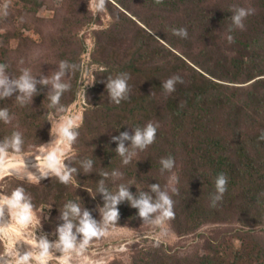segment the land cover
<instances>
[{
    "label": "rangeland",
    "instance_id": "obj_1",
    "mask_svg": "<svg viewBox=\"0 0 264 264\" xmlns=\"http://www.w3.org/2000/svg\"><path fill=\"white\" fill-rule=\"evenodd\" d=\"M91 2L92 0H0V52L4 45H8L5 40L9 39L11 46L6 47L9 53L6 58L10 62L4 70L9 84L19 79L23 69H28L29 76L35 80V91L31 97L26 94L25 97L32 99L33 103L46 98L48 100L46 107L52 110L54 106L49 100L56 89L51 78L61 71L60 62L67 61L76 67L66 68L61 82L69 85L63 94L65 96L66 93V98L72 100L66 111L59 114H51L50 111L47 118L57 120L61 116L80 118L79 126L74 129L78 135L65 149L63 160L66 165L65 170L75 169V171L71 173L72 179L67 183L65 190L67 197L64 198V203L40 191L41 188L48 189L50 185H55L59 177L51 170H48V175L41 176L38 169L33 166L35 155L42 154L41 149L49 150L48 148L58 139L59 134L51 132L52 121L46 143L36 147L24 146L19 153L8 151L7 158L3 164H0L2 165L0 172L3 171L6 175L0 181V195L8 194L14 188L23 186L31 197L37 219V223L30 224L26 228L15 225L14 222L12 227L17 228L21 237H26L28 240L40 235L50 244H54L59 240L58 227L66 222L62 218L64 205L70 200L81 204L84 207L81 211L82 215L88 201V195L82 190L85 185H89L98 192L97 198L95 197L99 202L98 208L91 211V216L98 221L103 234L93 237L83 252L73 251L66 264L235 263L238 251L249 252L253 249L255 241L258 242L261 238L260 241L264 243V224L241 223L242 217L235 213L233 207L227 211L223 210L218 222H201L198 228L193 225L187 227L184 218L180 220L178 218L176 221L170 218L163 225L165 230L162 231L161 226L146 223L143 217L139 214L137 216L139 209L133 207L130 202L125 206L127 208L129 205L127 210H129L128 214L132 215L131 218L128 216V219L122 222L118 217L117 223L109 222L107 225L103 223V208L108 205V201L104 199L105 193L100 191L101 186L112 192L116 191L120 184H125L130 191H134V195L139 196L138 189L148 192L154 175L161 174L149 170L153 165L151 145L143 150L135 149V155L128 164L113 158L109 163L100 160L107 143L112 142L116 130L120 129L119 126L122 127L121 120L125 121V126L130 128L129 132L133 135L137 126L129 122V108H126L121 117H110L109 114L112 113L107 107H112L115 102L112 101L106 82L108 77L114 78L119 72H131L127 81L129 96L145 95L152 100L163 101L172 92L162 90V81L178 75L182 78V82H178L175 88L180 83L183 86L189 85L192 74L187 69V61L198 66L193 59L195 61L205 59L208 68L223 74L224 66L222 67L221 62L219 65V61L225 62L223 53L234 52L227 49L235 45L238 37H242L241 41L254 40L257 47L264 46V37H262L264 28L258 18L263 14L264 0H104L105 6L102 10L89 7ZM225 6L250 10L242 19L243 27L234 24L233 15L229 17V26L226 28L221 18H214L213 13L224 16L226 12L222 7ZM180 27L187 29L188 37L182 38L173 34L172 29ZM229 35L233 38L231 42L228 40ZM210 47L213 48V52H210ZM204 52L208 55L205 56ZM179 55H184L185 62L180 70H177L176 66L183 64V59L178 61ZM262 59L263 57L260 56L257 60ZM262 63L264 65V60ZM159 66L165 68V74L158 83L155 79L159 76L153 77ZM111 69L113 76H110ZM44 78H48L49 83H41ZM199 80L202 81L200 78ZM86 81L93 84L85 88ZM237 85H245V83ZM156 88H160L161 91ZM3 91L4 87L0 86V92ZM157 104L153 103L151 107L153 122L158 121L159 118ZM222 112L223 110H220L212 116L216 125L218 117L223 115ZM224 114H227V111ZM107 115L109 119H105ZM137 119L141 121V118ZM161 122L163 120L158 122L159 127ZM14 125H17V122ZM211 127L213 128L214 125ZM162 128H166V125ZM179 129L176 130V135L169 130V126L165 131L173 139L184 141L193 127L180 125ZM21 130L27 133V129ZM131 146L130 140L128 148L130 147L132 151ZM187 154L188 150L181 148L175 167L171 170L164 169L163 187L172 199L173 197L178 199L183 187L189 186V179L186 181L183 175L185 168H188ZM17 156L24 160L22 166L15 158ZM89 160H91L90 168L87 167ZM27 172L40 178L30 181L25 178ZM105 172L108 173L107 176L104 175ZM113 173H122V175H113ZM173 174L177 179L170 183ZM172 187L177 191L172 192ZM176 208L178 203L173 204V210L177 211ZM155 215V213L150 214L149 218H154ZM122 218L125 219L124 215ZM69 219L74 224L79 223L75 217L70 216ZM5 225V218L0 216V229ZM250 229L254 231L252 234L256 237H251ZM73 232H76L75 227ZM14 236V233L0 231V254L5 251L10 238ZM81 239L82 234H77V242ZM24 242L21 240L18 244ZM21 246L24 247L23 244ZM29 247L34 251L37 250L34 246L29 245ZM50 251L52 255L47 264H65V261L59 258L61 254L58 251L54 249ZM207 261L210 262L206 263ZM33 264L36 262L33 261ZM236 264H244V259L237 261Z\"/></svg>",
    "mask_w": 264,
    "mask_h": 264
},
{
    "label": "trees",
    "instance_id": "obj_2",
    "mask_svg": "<svg viewBox=\"0 0 264 264\" xmlns=\"http://www.w3.org/2000/svg\"><path fill=\"white\" fill-rule=\"evenodd\" d=\"M222 8L226 12L224 16L221 17L218 13H213V16L214 18H221V22L226 28L229 26V17L234 15L239 7L225 6ZM251 16L253 17V13ZM258 18L261 22L260 25L264 28V11ZM262 37H264V33ZM241 40L242 37H238L235 45L231 49H227V51L233 50V53H223L225 62L219 61V65L221 62L222 67L224 66L223 74L208 68L205 65V59L203 61L193 59L198 66L190 64L188 61L186 63L187 69L192 74L188 82L189 85L183 86L180 83L175 91L167 95L163 101L156 99L153 101L145 95L132 97L127 94V98L122 99L119 104L114 103L112 107H107V110L112 113L109 114L110 117H121L126 108H129V122L137 125L135 129L137 127L143 128L146 126V122H151L157 127L156 138L150 144L153 152V165L149 170L161 173L159 176L154 175L153 183H158L162 190H164L163 172L165 170H162L161 158L164 156L173 157L175 167L176 160L181 154V148L188 150L186 159L188 168H185L183 175H185L186 181L189 179V186L183 187L178 199H174V197L172 199L173 204L178 203V208H176L178 210H174L175 215L172 219L176 221L178 218L179 220L184 218L187 227L193 225V227L198 228L201 222H218L222 216V211H227L231 207L235 209L236 214L242 217L241 223H248V225L264 224V139H260L261 134L264 133V65L262 63L264 46L259 45L257 47L254 40ZM5 42L8 45H4L0 52V62L9 66L10 61L6 58L9 53L6 47L11 46L9 39ZM212 49L210 47V52H213ZM204 54L205 56L208 55L206 52ZM260 56L263 59L257 60ZM177 58L178 61L183 59V64L176 66V69L180 70L185 62L184 55H179ZM112 71L111 69L110 76H113ZM124 73L127 72L124 71ZM128 74L130 75L131 72ZM164 74L165 68H158L153 77L159 76L155 82L159 83ZM230 83H245V85H232ZM10 86L12 88L11 93L0 98V109L7 108L9 111V121L5 123L0 120V144H3L6 138L10 140L14 131H18L22 135L21 149L24 146H26L25 148L31 145L36 147L46 143L49 138L51 122L47 116L50 115V111H52L51 114L61 113L58 110L62 107V112L66 111L72 98H66V93L65 96L62 93L64 99L63 96L60 97V103L53 105L52 110H49L46 107V101H48L46 98L33 103V100L26 98L25 93L21 92L15 84H10ZM156 90L161 91L160 88H156ZM162 90L164 89L162 88ZM21 97L23 100L18 99ZM153 103H158L156 106L159 118L156 122L152 121L153 115H151ZM123 104L129 106L123 107ZM220 110H223V115L218 117L219 120L216 125L212 116ZM226 111L227 114H224ZM137 118H141V121ZM105 119H109V116L107 115ZM162 120L163 122L160 123L159 127L158 122ZM15 122L17 125H14ZM120 123L122 127L119 126L120 129H118L117 126L118 130H116L114 137H121L123 132H127L129 137L133 136L129 132L130 128L125 126V121L121 120ZM163 125H166V128L169 126V130L175 135L177 134L176 130H180V125L183 127L184 125L185 127L191 125L193 129L184 141H178L165 131L166 128H162ZM211 125L214 127L212 128ZM21 129H27V133L22 132ZM130 140L123 139V143L129 151H131L130 147L128 148ZM120 143L121 139H113L112 142H108L100 160H103L104 163H109L112 158L118 159V162L123 161V157L116 151ZM9 151L13 152V149L9 148ZM220 173L227 177L226 191L223 193L222 199L213 205L212 202L216 193L215 180ZM66 189L67 184L61 183L58 178L55 185H50L48 189L41 188L40 191L48 197L52 196L64 203V198L67 197ZM112 189L114 190V188ZM82 191L88 195L85 210L92 214L91 211L98 208L99 202L96 199L98 192L91 189L89 185H85ZM148 193L153 196L154 202L156 194L152 193L151 189ZM135 196L139 198V196ZM126 203H130V201L125 199L122 204L116 205L119 211L118 217L122 222L127 220L128 216L129 218L132 217L128 214L129 205L126 208ZM83 208L82 206L81 211ZM107 211L108 207L104 206L103 213L105 214ZM137 212L139 213L138 210ZM123 215L125 219L122 218ZM92 218L95 219L94 216ZM112 222L117 223L118 218ZM249 231L251 237H256L252 234L253 230L250 229ZM261 239H258V242L255 241L253 249L249 252L238 251L237 260H234L235 263L233 264L243 259L244 264H264V243L260 241ZM208 262L210 261L206 263ZM211 264H215V262Z\"/></svg>",
    "mask_w": 264,
    "mask_h": 264
},
{
    "label": "clouds",
    "instance_id": "obj_3",
    "mask_svg": "<svg viewBox=\"0 0 264 264\" xmlns=\"http://www.w3.org/2000/svg\"><path fill=\"white\" fill-rule=\"evenodd\" d=\"M104 0H92L89 7L95 8L97 10H102L104 8ZM249 9L240 7L236 9L235 14L232 17L234 24L237 27H243L242 19L249 14ZM172 32L174 35L186 38L188 36V31L184 27L173 28ZM232 36H228V40L232 41ZM7 66L0 64V86L4 87V91L0 92V98L8 96L12 88L9 84L8 76L5 73V68ZM75 68V65H70L67 61L60 62L61 71L54 74L51 78L54 89H56L55 94L50 95V100L53 105L58 104L60 101L61 94L66 90L69 85L67 83L61 82V77L64 75V70L66 68ZM29 70L23 69L22 74L19 79L13 80L12 84H15L21 92L25 93L27 96L31 97L32 93L35 91V80L33 77L29 76ZM128 73H120L117 76L108 77L106 82V87L110 92L112 101L119 104L122 99L127 98L128 92ZM41 83H49L48 78H44L40 81ZM178 82H182V78L178 75L171 76L168 79L162 81V88L166 92L175 91V85ZM93 83L85 82V88ZM23 100V98H18ZM58 111H63V107ZM78 116H61L59 119H50L52 121L51 132L53 134H59L58 139L54 141V144L48 148L49 150L44 151L41 149L42 154L35 155L34 167L38 169L41 176L48 175V170L54 172L60 179L61 183L67 184L71 179V173L75 169H66V165L63 163L65 157V149L70 145L77 137L78 133L74 130L79 126ZM0 120L5 123L9 121V111L7 108L0 109ZM157 127L149 122L143 128L137 127L135 134L129 137L127 132L121 133V137H113V139H121V143L117 148V152L121 157H123V163L128 164L130 160L135 155V149L143 150L148 145L152 144L156 138ZM123 139H131L132 141V151H129L123 143ZM260 139H264V133L261 134ZM23 143L22 135L18 131H14L11 135V139H5L3 144H0V164H3L4 160L8 156L9 148L13 149L14 153H19L21 150V145ZM128 153L127 155H125ZM20 165L24 164V160L20 159L18 156L15 157ZM162 165V170H171L174 167L175 161L171 156L162 157L160 160ZM91 160L88 161V166L90 168ZM105 176L108 173H104ZM113 175L121 176L122 173H113ZM25 178L30 181H36L40 177L37 175L27 172ZM176 176L173 174L171 177V182L176 181ZM103 185V181H101ZM227 177L220 173L217 175L215 180L216 193L213 199V205L216 201L222 199L223 193L226 191ZM151 192L156 194L155 201L153 202V196L145 191L139 190V198H137L129 187L125 184H120L116 191L109 192L108 189L101 186L100 191L105 193V200L108 201V211L104 214L103 223L107 225L109 222L116 221L119 215V211L116 207L122 200H129L133 207L139 209V216L144 218V222L151 223L153 225L161 226V230L164 231L163 225L170 218H173L175 213L173 210V200L169 195L167 190H162L158 183H153L150 186ZM172 192H176L175 187L171 188ZM155 213L154 218H149L150 214ZM0 216L4 217L6 220V225L0 231L14 233L15 236L10 238L8 246L5 251L0 254V264H47L48 260L51 258L52 252L50 250L54 249L58 251L61 256L59 258L65 261V264L70 256V254L75 251L77 253L83 252L85 247L89 244V241L93 237H97L103 234V229L100 224L92 218L89 211L85 210L81 215V207L79 204L68 201L64 205V210L62 211V218L66 221L64 225L59 226L57 231L59 232V240L54 244H50L49 241L37 236L35 239L28 240L26 237H21L20 232L17 228L12 227V223L19 225L21 227H27L30 224L37 223L36 216L33 211V204L31 197L26 193L23 186H18L14 188L10 193L0 195ZM69 216L78 219L79 223L74 224ZM75 227L76 232H73ZM77 234H82V239L77 242ZM25 241L24 243H19L18 241ZM24 245L22 247L21 245ZM34 246L37 250H33Z\"/></svg>",
    "mask_w": 264,
    "mask_h": 264
},
{
    "label": "bare ground",
    "instance_id": "obj_4",
    "mask_svg": "<svg viewBox=\"0 0 264 264\" xmlns=\"http://www.w3.org/2000/svg\"><path fill=\"white\" fill-rule=\"evenodd\" d=\"M2 169V165H0V170ZM2 173H4L3 171L0 172V181L3 177H5V173L2 175Z\"/></svg>",
    "mask_w": 264,
    "mask_h": 264
}]
</instances>
